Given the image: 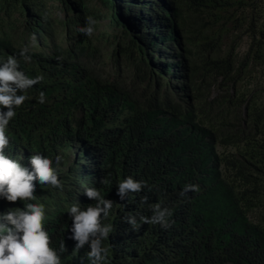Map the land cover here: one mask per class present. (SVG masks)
Returning a JSON list of instances; mask_svg holds the SVG:
<instances>
[{
    "label": "trees",
    "instance_id": "16d2710c",
    "mask_svg": "<svg viewBox=\"0 0 264 264\" xmlns=\"http://www.w3.org/2000/svg\"><path fill=\"white\" fill-rule=\"evenodd\" d=\"M48 1L0 0L6 16L24 15L27 35L18 47L0 36V62L15 55L25 75L43 77L18 93L28 99L6 128V154L30 169L34 154L53 162L63 187L37 181L31 202L44 206V227L62 264H90V247L75 252L68 238L70 207L95 206L84 194L90 187L113 202L102 219L113 228L103 244L106 264H264V0H150L148 11L129 8L145 0H100L116 26L120 17L142 30L141 38L132 32L129 45L143 76L129 88L78 61L92 49L79 32L96 17L86 0H57L68 13L60 22L50 19ZM52 23L62 29L60 41ZM23 46L31 62L20 57ZM167 56L176 59L159 62V75L146 69L151 57ZM129 176L146 187L121 200L118 184ZM189 184L199 191L181 195ZM156 204L171 212L167 229L141 224ZM14 207L24 204L0 198V213ZM129 215L141 225L136 231ZM63 241L67 250L60 252Z\"/></svg>",
    "mask_w": 264,
    "mask_h": 264
},
{
    "label": "clouds",
    "instance_id": "9594fccd",
    "mask_svg": "<svg viewBox=\"0 0 264 264\" xmlns=\"http://www.w3.org/2000/svg\"><path fill=\"white\" fill-rule=\"evenodd\" d=\"M97 23L92 17L86 18V26L81 27L79 32L92 36ZM31 42H36L35 34L31 36ZM29 46H24L19 55L27 63L31 62L28 55ZM42 76L29 78L19 70V61L15 55H10L5 61L0 62V198L11 204L18 201L24 204L23 208H9L0 213V264H62L61 256L57 250L51 247V238L44 227L45 208L42 204L31 201L36 199V182L41 186L50 185L54 188H62L63 184L58 178L52 161L47 157L34 154L29 157L31 169L24 166L20 161L6 154L10 141L6 135V128L17 115L15 109L19 108L28 99L26 95L18 94L27 92L30 88L40 83ZM44 92H40L38 102L45 103ZM56 163L59 164L62 157L57 156ZM106 180L101 183H106ZM146 184L143 181L127 177L118 184L117 195L121 200L126 199L129 194H138L143 191ZM189 191L198 192V185H185L181 195ZM84 194L93 201L95 206L81 208L79 203L73 204L68 210L71 219V235L69 239L74 240L75 252H79L85 245L90 247L86 256L90 264H106L108 248L104 247V241L108 239L113 231L110 224L102 223V219L109 216L113 202L102 197L99 190L86 188ZM148 196L141 197L142 203L148 202ZM153 215L151 217H140L141 224H159L162 228L170 227L168 217L171 212L167 208H161L159 204L150 206ZM125 221L137 230L138 225L135 216L129 215ZM64 241L60 245V252H65Z\"/></svg>",
    "mask_w": 264,
    "mask_h": 264
},
{
    "label": "rangeland",
    "instance_id": "374dc122",
    "mask_svg": "<svg viewBox=\"0 0 264 264\" xmlns=\"http://www.w3.org/2000/svg\"><path fill=\"white\" fill-rule=\"evenodd\" d=\"M86 2L93 14L96 15L94 20H96L97 23L94 26L95 31L93 35L89 36L90 41L92 42V49L89 54H83L80 56L78 61L101 80H117L124 87H132V78L134 76L143 75L141 71L138 72L136 70V66L140 65L138 55L134 51V47H131L129 43L132 38H134L132 32L136 31V36L141 38L142 30L137 28V25L128 23L125 19L123 20L120 17L119 20L122 27L120 28L119 26H116L110 18L111 10H108L100 0H86ZM154 2L159 4L160 2H165V0H154ZM150 4V0H145L144 3L139 1L133 3L129 8L133 9L138 6L144 7L147 5L146 10L148 11L150 10V7H148ZM47 6L49 8L50 19L60 22L61 20L68 18V13L63 11L57 0H49ZM113 10L116 11V8L114 7ZM11 14L12 15L10 16H6L4 12H0V36L6 37L13 46L18 47L24 43L23 39L27 36L24 31L26 18L20 13L13 12ZM131 16L136 21L139 18L135 14H131ZM51 27L52 30L55 28L54 34L60 41L62 38V29L57 27L55 23H52ZM179 35L181 37V33L177 27V36ZM181 42L183 44L182 37ZM124 49L128 50L124 51ZM245 49L246 45L243 41L237 50L241 53ZM163 53L168 55L170 51L164 50ZM171 53L177 54L176 51H172ZM175 59L176 57L171 58L167 56L165 60L160 61L158 57H151V59L148 60L149 67H146V69L153 72V76H157L159 75V73H157L159 62L171 63L173 62L172 60ZM135 87H138V85L135 84Z\"/></svg>",
    "mask_w": 264,
    "mask_h": 264
}]
</instances>
